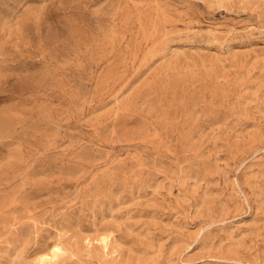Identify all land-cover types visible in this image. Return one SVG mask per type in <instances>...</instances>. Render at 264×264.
Listing matches in <instances>:
<instances>
[{"label": "rangeland", "instance_id": "rangeland-1", "mask_svg": "<svg viewBox=\"0 0 264 264\" xmlns=\"http://www.w3.org/2000/svg\"><path fill=\"white\" fill-rule=\"evenodd\" d=\"M0 264H264V0H0Z\"/></svg>", "mask_w": 264, "mask_h": 264}]
</instances>
